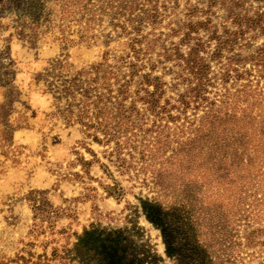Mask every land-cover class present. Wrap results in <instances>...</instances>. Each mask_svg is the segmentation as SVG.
Instances as JSON below:
<instances>
[{"label":"rangeland","instance_id":"1","mask_svg":"<svg viewBox=\"0 0 264 264\" xmlns=\"http://www.w3.org/2000/svg\"><path fill=\"white\" fill-rule=\"evenodd\" d=\"M130 39L161 94L151 109L131 81L138 143L119 170L112 143L64 123L49 84L104 53L128 76ZM192 50L197 89L182 68ZM1 106L0 263L70 249L95 226L121 239L124 264H264V0H0Z\"/></svg>","mask_w":264,"mask_h":264},{"label":"trees","instance_id":"2","mask_svg":"<svg viewBox=\"0 0 264 264\" xmlns=\"http://www.w3.org/2000/svg\"><path fill=\"white\" fill-rule=\"evenodd\" d=\"M120 4L121 2L118 3V5ZM141 12L144 13L142 15H145V17L142 15L136 16L138 20L137 32L144 18H149L146 12ZM128 49L135 60V62L128 61L125 63L128 67V76L116 73L107 64L108 60L106 53H104L102 63L92 65L88 69L77 71L66 77L56 76L58 84L55 87L52 83L49 84L50 87L53 86L52 88H54V93L57 95L56 99L65 102L63 108L56 105V111L62 117L64 123L66 125L77 124L96 144L107 145L112 143L109 155L115 158L116 169L119 170L127 168L126 162L120 158L122 150L127 148L135 150L137 145L133 143L135 141L138 143L136 132H134L138 128L134 129L130 125L134 107L131 106L128 109L123 107L124 102L131 94V81L134 78L138 79L134 100L138 99L139 102L146 103L151 109L156 108L161 94V84L157 78H151L148 74L138 75L139 68H141V64L138 63H141L139 54L143 52V55H147L148 48H142L140 40L130 39ZM152 49L153 47H150L149 51ZM182 68L187 75L198 82L195 89L199 88L203 72L199 62L194 57L193 50L183 59ZM49 74L53 75L54 73L50 72ZM148 86L153 87L150 93L145 90ZM193 91L190 93L194 94ZM181 103L183 106L188 104L183 100ZM3 108V106L0 107V109ZM98 135L102 139H99ZM139 144H142L141 141H139ZM140 148H148V146L140 145ZM81 164L82 167H87L90 162L82 161ZM99 166L106 170V166L102 164ZM120 191L118 185L114 183V186L109 187L106 192L108 195L120 197ZM31 207L32 212H34L33 220L35 221L36 214L43 211L35 202L32 203ZM142 207L146 212L147 219L162 227L161 212L157 205L143 203ZM50 214H52V211L48 206V225L50 224ZM40 221L41 223L44 222ZM35 226L34 224L32 227ZM39 228L36 227V232ZM120 240L118 236L113 237L95 226H90L76 237L70 249L58 251L53 248L49 256L44 253L40 255L28 253V258L18 256L12 261L0 264H124V247L121 245ZM168 253L172 254V250L169 249Z\"/></svg>","mask_w":264,"mask_h":264}]
</instances>
